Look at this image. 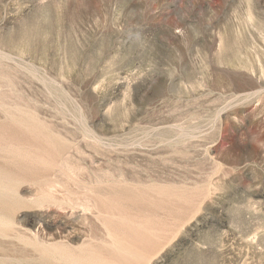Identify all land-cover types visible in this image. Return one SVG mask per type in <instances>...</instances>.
<instances>
[{
  "label": "rangeland",
  "instance_id": "1",
  "mask_svg": "<svg viewBox=\"0 0 264 264\" xmlns=\"http://www.w3.org/2000/svg\"><path fill=\"white\" fill-rule=\"evenodd\" d=\"M0 147V264H264V0H0Z\"/></svg>",
  "mask_w": 264,
  "mask_h": 264
},
{
  "label": "bare ground",
  "instance_id": "2",
  "mask_svg": "<svg viewBox=\"0 0 264 264\" xmlns=\"http://www.w3.org/2000/svg\"><path fill=\"white\" fill-rule=\"evenodd\" d=\"M0 148H1V147H0ZM16 150H17V149H16ZM0 157H1V156H0ZM15 162H16V161H15ZM22 165H23V164H22ZM10 166H11V165H10ZM25 167H27V166H25ZM25 167H24V168H25ZM20 168H22V167H20ZM27 168H28V167H27ZM27 168H26V169H27ZM12 169H13V168H12ZM16 169H17V168H16ZM14 170H15V169H14ZM24 170H25V169H23V171H24ZM14 174H15V173H14ZM20 174H21V171H20ZM5 176H6V175H5ZM8 176H9V175H8ZM3 194H5V193H3ZM3 194H1V195H3ZM1 195H0V196H1ZM4 196H6V195H4ZM4 196H2V197H4ZM9 197H10V196H9ZM0 198H1V197H0ZM4 199H5V198H4ZM6 199H7V198H6ZM6 199H5V200H6ZM168 201H169V200H168ZM185 201H186V199H185ZM1 202H2V201H1ZM4 202H5V201H4ZM4 202H3V203H4ZM8 202H9V201H8ZM176 202H177V201H176ZM158 203H161V204H162V202H158ZM171 203H172L173 206H174V203H175V202H174V203L171 202ZM155 204H156V203H155ZM166 204H167V203H166ZM172 204H171V206H169V207L166 206L165 204H164V205L166 206V208H170V207H173ZM178 204H179V203H178ZM178 204H177V205H178ZM177 205H176V206H177ZM181 205H182V203H181ZM150 206H151V205H150ZM154 206H155V205H154ZM157 206H158V205L156 204V206H155L154 208H156ZM159 206H160V205H159ZM189 206H190V205H189ZM181 207H182V206H181ZM157 208H158V207H157ZM160 208H161V207H160ZM166 208H165V210H167ZM151 209H153V208H151ZM177 209H178V208L176 207V210H177ZM176 210H175V211H176ZM183 210H184V209H183ZM149 211H150V210H149ZM153 211H154V209H153ZM157 211H158V210H157ZM161 211H162V208H161ZM170 211H171V210H170ZM175 211L173 210L174 213H175ZM178 211H181V210L178 209ZM151 212H152V211H151ZM163 212H165V211H163ZM168 212H169V211H168ZM182 212H183V211H182ZM152 213H153V212H152ZM159 213H160V212H159ZM159 213H158V214H159ZM179 213H180V212H179ZM180 214H182V213H180ZM149 215H151V214H149ZM152 215H153V214H152ZM164 215H165V214H164ZM167 215H168V214H167ZM173 215H177V213H176V214H173ZM153 216H154V215H153ZM156 216H158V215H156ZM168 216H169V215H168ZM148 217H149V216H148ZM161 217H162V216H161ZM165 217H166V216H165ZM178 217H179V216H178ZM166 218H167V217H166ZM169 218H171V217H169ZM179 218H180V217H179ZM146 219H147V217H146ZM146 219H145V220H146ZM153 219H154V218H153ZM158 219H163V218H159V216H158ZM148 220H149V219H148ZM164 220H165V218H164ZM176 220H178V218H177ZM179 220H180V219H179ZM154 221H156V217H155ZM159 221H160V220H159ZM159 221H156V222H154V223H152V222H150V221H147V222H149V224L152 223V225H150V227H152V228H151L152 230H156V229H157V231L161 232V231H162L163 229H165L166 227H162L164 223L159 222ZM172 221H173V220H172ZM143 222H145V221H143ZM167 222H168V221H167ZM169 223H170V222H169ZM139 224H140V223H139ZM167 224H168V223H167ZM136 225H137V224H136ZM140 225H142V224H140ZM143 225H144V224H143ZM148 226H149V225H148ZM148 226H147V228H148ZM132 227H133V226H132ZM142 227H143V226H142ZM119 228H120V227H119ZM124 228H125V227H124ZM133 228H134V227H133ZM135 228L137 229V227H135ZM140 228H141V227H140ZM148 229H149V228H148ZM127 230H128V229H127ZM131 230H132V229H131ZM144 230H145V229H144ZM149 230H150V229H149ZM129 231H130V230H129ZM133 231H135V230L133 229ZM137 231H139V230H137ZM137 231H135V232L138 234ZM150 231H151V230H150ZM150 231H149V232L147 231V232H148V233H151ZM123 232H124V231H123ZM140 232H141V231H140ZM126 233H127V232H126ZM128 233H129V232H128ZM132 233H133V232H132ZM136 233H135V234H136ZM161 233H162V232H161ZM163 233H164V232H163ZM146 234H147V233H146ZM128 235H129V234H127V236H128ZM130 235H131V231H130ZM132 235H133V234H132ZM155 235H156V234H155ZM138 236H140V235H138ZM143 236H145V235L143 234ZM125 237H126V235H125ZM135 237H137V235H136ZM153 237H154L153 234H149L148 236L146 235V238H144V237H143V238L146 240L145 242H146V244H147V242H148L150 239H152ZM156 237H157V235L155 236V238H156ZM118 238H119V237H117V239H118ZM121 238L124 239V237H121ZM127 238H128V237H127ZM129 238H130V236H129ZM131 238H132V237H131ZM131 238H130V241H132ZM138 238H139V237H138ZM140 238H142V237H140ZM157 238H158V237H157ZM121 240H122V239H121ZM133 240H134V239H133ZM135 240H136V238H135ZM137 240H138V239H137ZM137 240H136V241H137ZM141 240H142V239H141ZM147 240H148V241H147ZM155 240H156V239H155ZM143 241H144V240H143ZM151 241H152V240H151ZM112 242H114V241H112ZM112 242H111V243H112ZM119 242H121V241H119ZM137 242H138V241H137ZM145 242H142V243L139 242V243L143 244V243H145ZM155 242H156V241H155ZM115 243H116V241H115ZM125 243H126V242H125ZM148 243H149V242H148ZM153 243H154V241H153ZM153 243H152V244H153ZM117 244H118V243H117ZM127 244H129V243H127ZM127 244H126V245H127ZM149 244H151V242H150ZM149 244H148V245H149ZM155 244H157V242H156ZM155 244H154V245H155ZM119 245H121V244H119ZM134 245H135V244H134ZM148 245H147V246H148ZM88 246H89V245H88ZM124 246H125V245H124ZM137 246H138V245H137ZM137 246L135 245L136 248H138ZM142 246H143V245H141V247H142ZM149 246H150V245H149ZM152 246H153V245H152ZM152 246H150V247H152ZM155 246H156V245H155ZM102 247H103V246H102ZM125 247H126V246H125ZM145 247H146V246H145ZM121 248H122V247H121ZM140 249H141V248H140ZM148 249H149V248H148ZM80 251H81V250H80ZM147 252H148V251H147ZM87 253H88V252H87ZM100 253H101V252H100ZM142 253H143V252H142ZM149 253H150V252H149ZM108 254H109V253H108ZM116 254H117V253H116ZM139 254H140V253H130L129 256H130L131 258H133V259H136V258L139 256ZM59 255H60V254H59ZM123 255H124V254H123ZM144 256H145V255H144ZM144 256H143V257H144ZM88 257H89V256H88ZM112 257H113V255H112ZM126 257H127V256H126ZM143 257H142V258H143ZM145 258H146V257H145ZM126 259H127V258H126ZM128 259H129V258H128ZM100 260H101V259H100ZM107 260H109V258L106 259V262H107ZM119 260H120V258H119ZM138 260H139V259H138ZM93 261H94V260H93ZM120 261H122V259H121ZM139 261H142V260H139ZM139 261H138V262H139ZM87 262H88V261H87ZM100 262H101V261H100ZM102 262H103V261H102ZM114 262H115V261H114ZM117 262H118V260H117ZM126 262H127V261H126ZM104 263H105V262H104ZM133 263L135 264L136 262H133ZM133 263H132V264H133ZM97 264H98V263H97ZM101 264H103V263H101ZM107 264H108V263H107ZM111 264H113V263L111 262Z\"/></svg>",
  "mask_w": 264,
  "mask_h": 264
}]
</instances>
